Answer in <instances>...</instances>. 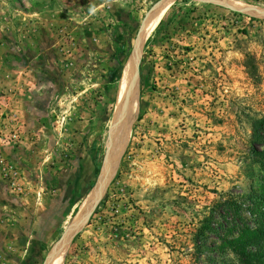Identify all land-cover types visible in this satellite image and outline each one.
<instances>
[{
    "label": "rangeland",
    "instance_id": "obj_1",
    "mask_svg": "<svg viewBox=\"0 0 264 264\" xmlns=\"http://www.w3.org/2000/svg\"><path fill=\"white\" fill-rule=\"evenodd\" d=\"M163 1L0 0V264H264V0Z\"/></svg>",
    "mask_w": 264,
    "mask_h": 264
},
{
    "label": "bare ground",
    "instance_id": "obj_2",
    "mask_svg": "<svg viewBox=\"0 0 264 264\" xmlns=\"http://www.w3.org/2000/svg\"><path fill=\"white\" fill-rule=\"evenodd\" d=\"M169 3V0L163 1L156 7V11L153 12L151 11L148 15V17L145 19L146 22L143 23L141 27V32L139 34V44L143 41V37L145 34V31L147 29L145 37L148 35V33L152 30L154 25L156 24L158 18L160 17L161 13ZM155 10V9H154ZM153 14V15H152ZM152 15V17H151ZM149 20L148 24L147 21ZM148 25V26H147ZM137 54V53H136ZM136 61V60H135ZM135 66V62H133L132 58L130 59V62L128 65H126V69L124 70L123 76H122V82L119 85L118 89V96H117V103H116V108H115V116L114 120L112 122V130L110 129V141L109 145H111V148L109 149L108 153H110V166L108 168V173L106 177H103V173L100 176L98 182L96 185L93 187L91 192L89 193L88 197L85 200L84 207L80 209L78 215L79 218L86 213L95 203L96 200L100 197L102 191H103V186L105 185L107 176H109V173L111 170L114 168L116 162H117V157H118V152H120V146H124L125 141H124V136H125V130L128 129V126L130 125L133 115H134V89L133 87V67ZM133 89V92H132ZM128 131V130H127ZM128 133V132H127ZM126 133V134H127ZM128 135V134H127ZM126 135V136H127ZM116 142V143H115ZM122 144V145H121ZM121 147V149H122ZM101 174V173H100ZM73 230V227L71 230L63 236L62 240L56 245L55 249L51 253V257L49 256V262L48 264H53L55 259L58 257L59 253V261L62 260L63 258V249L68 241V238L71 234V231ZM61 251V252H60ZM58 262V261H57ZM61 262V261H60Z\"/></svg>",
    "mask_w": 264,
    "mask_h": 264
},
{
    "label": "trees",
    "instance_id": "obj_3",
    "mask_svg": "<svg viewBox=\"0 0 264 264\" xmlns=\"http://www.w3.org/2000/svg\"><path fill=\"white\" fill-rule=\"evenodd\" d=\"M262 120H264V118H262L260 121H259V123L260 124H262ZM253 139L254 140H257V138L255 139V137H253ZM256 152V151H255ZM257 154H258V152H256ZM259 154H261V155H263L264 156V151H262V152H259ZM259 200H261V203H264L263 202V198H264V193L263 192H260L259 193ZM233 207H236V205H233ZM256 208H258V207H256ZM259 214H260V218H259V223H260V226L261 227H259V228H255L254 230H252L250 233H249V240H254V239H257V238H259V237H262V236H264V212H262V211H260L259 212ZM246 259H247V261H250V259H251V255H248L247 257H246Z\"/></svg>",
    "mask_w": 264,
    "mask_h": 264
},
{
    "label": "water",
    "instance_id": "obj_4",
    "mask_svg": "<svg viewBox=\"0 0 264 264\" xmlns=\"http://www.w3.org/2000/svg\"><path fill=\"white\" fill-rule=\"evenodd\" d=\"M131 58H132V60H133V62H135V60H136V49L132 52V56H131ZM111 145H108V149H107V153H106V155H105V159H104V163H103V166H102V170H101V174H100V176L102 175V173H103V177H106V175H107V173H108V168H109V166H110V159H109V157H110V153H108V151H109V147H110ZM98 182V181H97ZM96 182V183H97ZM95 186V185H94Z\"/></svg>",
    "mask_w": 264,
    "mask_h": 264
}]
</instances>
